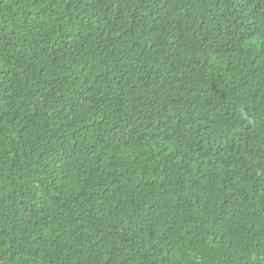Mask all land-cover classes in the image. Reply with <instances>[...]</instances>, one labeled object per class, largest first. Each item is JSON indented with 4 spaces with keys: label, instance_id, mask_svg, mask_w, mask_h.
Segmentation results:
<instances>
[{
    "label": "trees",
    "instance_id": "obj_1",
    "mask_svg": "<svg viewBox=\"0 0 264 264\" xmlns=\"http://www.w3.org/2000/svg\"><path fill=\"white\" fill-rule=\"evenodd\" d=\"M0 264H264V0H0Z\"/></svg>",
    "mask_w": 264,
    "mask_h": 264
}]
</instances>
